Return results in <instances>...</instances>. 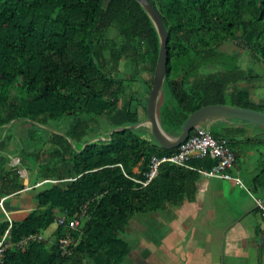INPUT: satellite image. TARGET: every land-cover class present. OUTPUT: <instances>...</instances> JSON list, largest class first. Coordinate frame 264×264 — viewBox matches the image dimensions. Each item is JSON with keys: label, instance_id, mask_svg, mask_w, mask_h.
Returning a JSON list of instances; mask_svg holds the SVG:
<instances>
[{"label": "trees", "instance_id": "1", "mask_svg": "<svg viewBox=\"0 0 264 264\" xmlns=\"http://www.w3.org/2000/svg\"><path fill=\"white\" fill-rule=\"evenodd\" d=\"M150 1L170 36L164 86L172 100L161 97L158 106L168 134L178 136L208 105L264 111L240 89L254 77L238 56L244 50L264 64V0ZM159 51L158 32L137 0H0V197L24 192L23 168L37 190L36 207L21 220L6 214L5 201L6 212L0 208V264H124L131 246L122 235L134 215L192 196L199 173L171 162L146 187L134 180L146 179L154 157L178 150L162 148L145 127L127 128L144 120ZM123 62L130 77L117 76ZM51 122L59 123L54 132ZM116 128L125 129L110 135ZM103 134L107 140L83 148ZM14 140L19 165L11 163ZM191 164L210 169L215 161ZM62 215L81 226H58Z\"/></svg>", "mask_w": 264, "mask_h": 264}, {"label": "crops", "instance_id": "2", "mask_svg": "<svg viewBox=\"0 0 264 264\" xmlns=\"http://www.w3.org/2000/svg\"><path fill=\"white\" fill-rule=\"evenodd\" d=\"M252 80L241 82L240 89L249 90L251 100L264 107L254 101ZM211 126L218 127L216 131L223 133L233 146L236 162L229 172L239 176L244 186L234 180L199 173L191 185L192 196L186 197L182 205L152 212L145 219L138 218L134 224L130 222L122 238L129 234V240L124 239L128 243L133 241V245L129 243L131 253L124 262L264 264V219L255 201V198L264 200V163H247L248 155L257 152L264 159V128L236 120L215 122L208 126L210 131ZM238 160L242 163H237ZM27 174L23 177L27 178L23 193L0 197L5 199L8 213L18 220L37 205V190H33L32 185L36 178L31 172ZM39 185L41 183L35 187Z\"/></svg>", "mask_w": 264, "mask_h": 264}, {"label": "water", "instance_id": "3", "mask_svg": "<svg viewBox=\"0 0 264 264\" xmlns=\"http://www.w3.org/2000/svg\"><path fill=\"white\" fill-rule=\"evenodd\" d=\"M137 1L142 5L146 13L149 15L150 19L154 23V26L160 38V51L153 78V86L150 91L147 103L146 119L137 125L130 126L127 128L139 129L148 124V130L155 139V141L162 148L167 150L176 149L182 146L189 139L192 131L197 127H208L218 121L236 120L248 124L258 125L264 128V111L232 105L213 104L204 106L192 113L182 125L180 134L173 138L170 137V135L163 129L158 116L159 101L162 97L163 88L168 73V63L170 59L168 43L170 36L163 22L162 16L158 12V10L153 6L151 1ZM14 123L15 121L7 125V127H11V125ZM124 129L125 128H116L112 130L109 134L112 135L114 132ZM68 139L70 143L74 146L73 140L70 138ZM104 140L107 139H104L102 137L94 138L90 140L83 148L96 141Z\"/></svg>", "mask_w": 264, "mask_h": 264}, {"label": "built area", "instance_id": "4", "mask_svg": "<svg viewBox=\"0 0 264 264\" xmlns=\"http://www.w3.org/2000/svg\"><path fill=\"white\" fill-rule=\"evenodd\" d=\"M207 157H210L215 161V164L210 169L197 168L191 164L192 160H200ZM18 162H20V159H18ZM163 162H171L188 170L197 171L201 175L207 177L234 180L237 184L244 186L243 181L239 176H233L229 172L236 162L235 152L230 148L226 139H216L207 127H197L194 129L189 139L171 156L161 159L154 157L151 170L146 174V179L134 180L143 187L148 186L152 180L157 177L159 166ZM4 200L5 199L3 198L0 204L6 212L3 205ZM255 201L257 208L264 219V200L255 198ZM6 214L9 216L8 212H6ZM57 224L58 226H67L72 229H78L81 226V220L78 217L70 219L67 215H62L58 217ZM37 237L38 239H42L41 236H31L26 240L36 239ZM67 242H70V240H67ZM2 251L3 248L0 246V256Z\"/></svg>", "mask_w": 264, "mask_h": 264}, {"label": "rangeland", "instance_id": "5", "mask_svg": "<svg viewBox=\"0 0 264 264\" xmlns=\"http://www.w3.org/2000/svg\"><path fill=\"white\" fill-rule=\"evenodd\" d=\"M231 47H233V45ZM238 56L240 58L241 65L245 69V72L248 75V77H250V76L254 77L253 80L251 81V84L253 85V89H254L253 91H255V96H256V97H254V101L257 104L262 103L264 105V64L254 62L253 59L251 58V56L248 53H246V51H244V50L239 51ZM131 73H132V70H131L130 64L129 63L126 64L125 62H123L120 66V72L117 76L127 78V77L131 76ZM138 90L140 92V94H139L140 96H146L147 95L146 94V88L143 87L141 84L139 85ZM162 100L163 101L166 100L168 102H170L172 100L171 92L167 86H164V88H163ZM259 101H261V102H259ZM261 108L264 110V107H261ZM141 114H142V119L145 120L146 119L145 112L142 111ZM58 125H59V123L51 122L50 127H48V129L53 130L54 128H57ZM45 128H47V127H45ZM145 129H146V127H145ZM211 130H213V131L218 130V127H216V126L212 127L211 126ZM17 131L19 133H21L19 135H24L27 131V126H25V125L19 126L17 128ZM59 134L63 135V133H59ZM106 137H107V134H103L102 138L106 139ZM170 137L173 138L176 136L170 135ZM10 145H11L10 150L13 153L11 163L13 165H19V163H22V162H18V159H21V157H22V156H20V152H21V148L19 147L20 145L15 140ZM262 149H264V147H262ZM237 163H242V160H238ZM247 163H264V159L261 158V153L257 152V153H254L253 155H250V154L248 155ZM21 175L23 177H26V175H28L26 169H24V168L21 169ZM23 179H25V182H27V178H23ZM0 208H1V204H0ZM149 215H150V213L135 214L134 217L131 219V223L134 224L138 218L144 217V219H145V218L149 217ZM56 228H57V225L52 224L47 230L44 231V236L46 238L52 237ZM129 236H130L129 234H128V236L126 234H124L123 237L126 240H129ZM129 243L131 245H133V241L130 240ZM124 263L129 264L128 262H124Z\"/></svg>", "mask_w": 264, "mask_h": 264}, {"label": "bare ground", "instance_id": "6", "mask_svg": "<svg viewBox=\"0 0 264 264\" xmlns=\"http://www.w3.org/2000/svg\"><path fill=\"white\" fill-rule=\"evenodd\" d=\"M148 126H149V125L147 124V125H145L144 127H146V128L148 129Z\"/></svg>", "mask_w": 264, "mask_h": 264}]
</instances>
